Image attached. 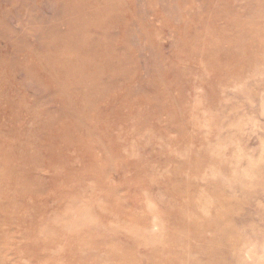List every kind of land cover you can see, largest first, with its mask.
Returning a JSON list of instances; mask_svg holds the SVG:
<instances>
[{
  "label": "rangeland",
  "instance_id": "obj_1",
  "mask_svg": "<svg viewBox=\"0 0 264 264\" xmlns=\"http://www.w3.org/2000/svg\"><path fill=\"white\" fill-rule=\"evenodd\" d=\"M0 264H264V0H0Z\"/></svg>",
  "mask_w": 264,
  "mask_h": 264
}]
</instances>
